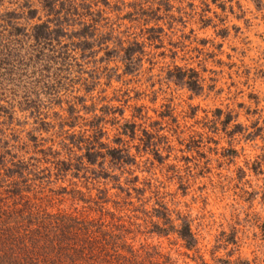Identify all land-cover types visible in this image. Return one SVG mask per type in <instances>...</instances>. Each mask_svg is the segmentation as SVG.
Returning a JSON list of instances; mask_svg holds the SVG:
<instances>
[{
	"label": "rangeland",
	"instance_id": "rangeland-1",
	"mask_svg": "<svg viewBox=\"0 0 264 264\" xmlns=\"http://www.w3.org/2000/svg\"><path fill=\"white\" fill-rule=\"evenodd\" d=\"M45 1L52 11L43 8ZM99 1L94 6L93 0H72L76 11H70V0H0V44L16 40L24 47L23 36H8L14 31L2 19L6 12L23 14L12 24L25 33L58 10L60 17L92 23L94 35L116 47L127 38L126 14L140 2ZM150 1L156 10L159 1ZM29 9L36 10L30 21ZM158 15L162 33H146L144 26L129 30L145 43L142 65L132 74L104 60V47L94 45V58L81 60L73 53L77 60L69 72L57 64L44 78L28 71L21 79L13 61L18 55L0 48V157L7 164L23 163V175L17 170L12 180L17 184L11 185L20 192L11 197L7 187L0 188L1 229L18 233L38 208L72 212L82 220L92 214L93 202L101 201L111 211L121 206L123 216L141 218L123 236L135 264H264V0H171ZM69 36L76 42L74 32ZM175 66L197 72L196 92L165 79ZM20 79L33 85L24 90ZM89 124L101 127V143L131 157V163L118 166L109 158L98 160L92 168L99 171L102 162L109 178L84 171L75 177L59 165L70 156L69 134L89 136L84 133ZM122 126L134 135L122 134ZM35 141L42 149L52 146L49 155L35 154ZM156 207L163 221L132 212ZM178 216L196 241L191 251L175 231L160 236L151 229L150 222L163 227L166 219L178 228Z\"/></svg>",
	"mask_w": 264,
	"mask_h": 264
},
{
	"label": "trees",
	"instance_id": "trees-1",
	"mask_svg": "<svg viewBox=\"0 0 264 264\" xmlns=\"http://www.w3.org/2000/svg\"><path fill=\"white\" fill-rule=\"evenodd\" d=\"M101 1L106 4L107 0ZM136 1L140 3L134 4V11L127 13L124 18L130 24V27H127L126 31L122 32V34L126 33L125 37L127 38H124V40H117L116 47L114 45L111 49L107 45L110 43V39L106 40L104 36H102V38H97V35H94L92 23L86 24L84 20L78 22V19L75 20L77 21L75 22L71 20L70 16L66 15H63L65 18H63V16L60 17L58 10H55L52 14V18L48 17L46 20L27 26L29 32L26 31L25 33H23V30L18 26H15V24L13 26L12 24L13 19H18L23 14H19L20 16H18L16 13L6 12L2 19L10 25V29L13 27L12 30L14 31L9 32L8 36L17 38L21 35L24 41L30 43L27 46L22 40L24 45V47H22L20 41L11 40L5 44H0V48L1 50H8L9 52L14 50L13 52L16 56L18 55V59H13V61L19 63L16 76L19 75L20 78L22 76L28 78V75H25L28 71L33 73L34 76L36 75V79L44 78L46 77L44 73L47 72V74H50L51 69L57 64L59 65L57 66L59 69L66 68L67 70L70 68L71 62L77 60L73 53H79L81 60L94 58L97 52L92 50L94 45L98 48H102L103 46L104 48L102 49L105 52V57H103V59L120 63V65L123 66L124 74L135 73L142 65L143 44L145 43H143V36L139 37L138 35H134L129 30L133 27L144 26L146 33H162L163 28L156 24L160 21L159 19H161L158 13L159 11L161 12V8L168 5L171 0H158L160 4H156V10L152 8V2L150 0ZM99 2V0H93L94 6ZM51 4V2L45 1L43 8H48L50 12L52 11ZM88 5L89 3L87 6L85 5V8L87 7V11H91L90 6H92V4ZM69 9L70 11H76L75 3L72 2V0H70ZM35 13V9H29L26 14L27 20L30 21L34 19ZM151 21L155 22V24L154 26L148 27ZM75 26H77L78 29H75ZM70 32H74V36L72 37L76 38V42L71 41V37L69 36ZM140 38H142L141 41H139ZM63 39L71 42L67 41V45L62 44ZM112 42H114V40ZM13 44H16V46ZM70 46L75 50L72 49L73 51L68 52ZM53 71L56 70L54 69ZM67 72H69V69ZM21 79L19 82L24 90L33 85L32 82H22ZM165 79L183 85L195 92L199 87L197 72H191V69L183 70L175 66L167 70ZM14 80H16V78L12 81ZM37 82L38 81H36L35 84H37ZM55 99L57 98H54V100ZM72 109L75 110L74 107L69 108V110ZM217 113H220V110H217ZM94 115V119L97 118ZM70 117H72L71 114ZM228 119L229 118L226 119V123L229 122ZM67 123L70 129L74 127L73 120ZM129 126L134 129L137 125L131 124ZM88 128L89 130L84 133L90 132L89 136L83 134H69L68 140L70 142L67 143L66 146L68 147L67 154L70 156L67 158L68 160H61L59 163L60 166H64L65 172L71 171L73 176L77 177L80 171H84L85 173H89V175L92 174L96 179H106L110 177V174L107 169L103 167L102 162L99 163V171L92 168L97 165L98 160L105 161V159L109 158L112 164L117 166L132 162L131 157L128 156L129 154L121 148H109L106 144L100 142L99 138L102 135L100 126L89 124ZM133 129L128 132V130L126 131L124 126H122V134L133 136ZM143 131L146 138H151L150 136L152 134L147 132V129L145 130L143 128ZM12 140L14 141L15 138L13 137ZM146 140H144L143 143L148 145V141ZM38 144L37 141L34 142L33 147H36L37 150L35 154L41 156L49 155L52 146L47 149H42ZM104 149L106 151L101 152ZM0 161L4 160L0 157ZM22 164L23 163L20 161H14L12 159L8 164L6 162L0 163V188L7 187L5 193L11 197L13 194L20 192L19 188L15 190L11 185L14 186L17 184L16 181L12 180L15 178L17 179L18 173H16V171L20 169L19 167H22ZM19 171L18 177H21L23 172L22 170ZM6 180H11V183L5 185ZM76 193L80 194L77 190ZM98 194H101L100 197H102L106 195V192L100 189ZM104 201L106 202V200ZM94 203L96 202H93L94 208H92V214L84 217L82 220L79 219L75 213H67L66 211L53 212L52 208L49 209L47 207L44 209L38 208L39 210L29 217V222H26V225L23 227L24 229H20L18 233L12 228L2 230L1 228L3 226H0V236L2 235L0 238V264H135V258H131L134 255L133 251H131V248H125L129 245L126 241H123V236L124 232L133 228L132 221H137L141 218L134 214L123 216V209L121 206L120 208L117 206L118 209L111 211V209L105 208V205L101 201L97 202V204ZM129 203L130 202H128L126 206ZM130 205L132 206V204ZM116 211H118L120 216L116 217ZM132 212L142 214L145 219H152L153 217L162 219L163 221L165 216L160 213L158 207L153 208L149 212L145 210L140 212L132 210ZM184 219L185 218L181 219L180 216H178V220L181 223L178 225V228L174 227L169 219H166L164 224H161L163 227L158 225V222H150L152 223L151 229L153 231L155 230L160 236H164V234L168 235L169 231H175L179 239L184 243V247L191 251L196 241L191 232L190 225ZM126 220L128 223H126ZM143 222L148 223L147 220H143ZM168 224L170 227L169 229L165 227V225ZM123 252L130 254L129 258L131 259L128 261L129 263L124 260H128L129 258L122 255ZM220 262L222 264H224V262L227 263L226 261L222 262V260H220ZM242 263L246 264V262ZM233 264L240 263L235 262Z\"/></svg>",
	"mask_w": 264,
	"mask_h": 264
}]
</instances>
